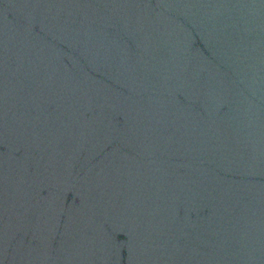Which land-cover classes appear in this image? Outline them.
I'll list each match as a JSON object with an SVG mask.
<instances>
[{"label":"water","instance_id":"water-1","mask_svg":"<svg viewBox=\"0 0 264 264\" xmlns=\"http://www.w3.org/2000/svg\"><path fill=\"white\" fill-rule=\"evenodd\" d=\"M0 264H264V0H0Z\"/></svg>","mask_w":264,"mask_h":264}]
</instances>
